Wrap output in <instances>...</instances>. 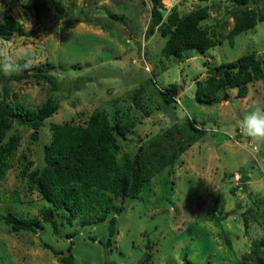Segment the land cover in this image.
I'll list each match as a JSON object with an SVG mask.
<instances>
[{
	"label": "rangeland",
	"instance_id": "1",
	"mask_svg": "<svg viewBox=\"0 0 264 264\" xmlns=\"http://www.w3.org/2000/svg\"><path fill=\"white\" fill-rule=\"evenodd\" d=\"M158 5L163 19L204 5L207 15L199 23L219 42L204 51L189 49L181 57L164 56L166 35L159 28L144 35L149 0H0V17L8 13L21 22L18 30L0 35V45L13 51L24 47L30 53L19 60V71L26 75L10 82L8 100L30 108L47 95L58 100L57 109L38 129L15 122L8 129L19 141L0 180V264H64L59 257L68 252L69 240L72 264H185V257L191 264H261L253 241L264 238V145L257 151L238 125L255 106L264 107V77L247 82L242 97L227 86L226 99L203 103L193 92L195 80L206 75V64L232 60L246 51H252L264 69V18L236 33L231 43L226 37L241 6L264 11V4L159 0ZM42 70L54 75L55 88L33 75ZM169 82L177 84L176 94L164 104L155 87ZM93 109L110 121H132L125 137L116 136L118 154L132 156L138 149L149 152L151 159L157 151L162 159L172 151L177 154L136 195L111 194L107 206L80 210L66 222L65 210L26 186L20 167L26 161L29 170L42 165L49 123H83ZM178 109L189 114L184 120L196 128L186 126L171 136L179 127ZM175 139L183 145L180 150ZM45 206L52 207L55 228L39 213ZM7 210L36 216L40 225L12 230L1 218ZM111 216L115 229L105 245ZM259 249L264 252V245Z\"/></svg>",
	"mask_w": 264,
	"mask_h": 264
},
{
	"label": "trees",
	"instance_id": "2",
	"mask_svg": "<svg viewBox=\"0 0 264 264\" xmlns=\"http://www.w3.org/2000/svg\"><path fill=\"white\" fill-rule=\"evenodd\" d=\"M246 1L235 0L239 4ZM158 2L159 0H149V19L144 35H150L155 28H159L161 34L166 35L161 47L164 56L181 57L189 49L204 51L219 42V38H215L206 26L199 23L207 15L204 5L192 8L177 18L174 13H170L163 19ZM262 2L264 4V0ZM263 18L264 11H256L246 5L241 6L234 14L233 24L226 33L228 41L231 43L236 33ZM20 27L21 22L11 14L7 13L0 17V35L18 30ZM51 66L52 64L47 63L48 68ZM205 71L203 79L195 80L193 92L194 99L203 103L226 99L227 86L235 87V97H242L246 93L247 82L264 77L261 61L252 51H246L232 60L206 64ZM25 75L26 73L20 71L10 76L0 72V180L11 166L13 153L19 141L16 132L7 133L12 122L25 124L36 130L43 123V119L58 107V100L52 95H47L34 108L9 101L7 97L10 82ZM33 75L47 81L52 88L56 87V79L51 72L42 70L34 72ZM155 88L164 104L174 100L177 89L175 82H169L163 88ZM218 91L222 92L221 95L216 94ZM131 126L132 121L127 118L115 117L110 121L99 109H93L83 123L51 122L49 139L42 146V165L38 169L29 170L30 161H26L20 167V174L25 177L29 189H36L54 208L65 210L63 218L66 222H70L80 210H97L107 206L111 201V194L134 196L151 175L173 160L177 154L175 149L178 147L177 150H180L183 145L175 139L177 144V147H174L175 151L164 159L159 151L153 159L149 152L140 149L132 156L126 153L118 154L119 143L116 136L125 137L126 130ZM178 126L170 131L171 136L186 126L190 129L196 128L190 119L182 121L178 119ZM193 130L200 133L199 129ZM150 142L153 143V140ZM103 211L98 218H103ZM39 213L53 228L56 227L51 206L40 208ZM1 218L12 230L20 228L34 230L40 225L38 217L17 215L10 210ZM113 225L114 216H111L108 219L109 234L104 241L105 245L112 240L111 235L115 229ZM70 235V232L67 233V236ZM42 244L55 251L48 243ZM259 244L264 245V238L253 241L254 255L261 264H264V252L260 251ZM145 247L147 249L148 243ZM70 248L71 240L66 245L68 252L59 257L64 264H72L73 255L69 251ZM184 262L191 264L186 257Z\"/></svg>",
	"mask_w": 264,
	"mask_h": 264
},
{
	"label": "clouds",
	"instance_id": "3",
	"mask_svg": "<svg viewBox=\"0 0 264 264\" xmlns=\"http://www.w3.org/2000/svg\"><path fill=\"white\" fill-rule=\"evenodd\" d=\"M264 35V33H261ZM30 55L29 50L19 47L15 51L8 45H0V72L5 76H10L20 70L19 60L25 59ZM24 67H29L27 63ZM189 115L182 109L177 110V117L183 120ZM240 134L246 137L258 151L264 145V107L255 106L247 112L241 119L239 125Z\"/></svg>",
	"mask_w": 264,
	"mask_h": 264
}]
</instances>
